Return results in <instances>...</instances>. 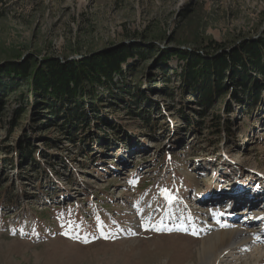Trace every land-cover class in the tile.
I'll return each instance as SVG.
<instances>
[{
  "label": "rangeland",
  "instance_id": "1",
  "mask_svg": "<svg viewBox=\"0 0 264 264\" xmlns=\"http://www.w3.org/2000/svg\"><path fill=\"white\" fill-rule=\"evenodd\" d=\"M261 37L264 0H0V67L122 46L152 53L123 66L128 89L149 97V128L122 97L89 112L110 122L92 129L106 142L87 131L71 142L45 110L34 120L23 84L0 98V264H203L205 240L237 228L260 238L229 264L264 255L262 222L251 224L264 216V105L247 111L229 98L232 135L217 138L195 97L165 92L184 61L163 62L167 50ZM20 141L32 155L17 154ZM247 189L257 201L242 206Z\"/></svg>",
  "mask_w": 264,
  "mask_h": 264
},
{
  "label": "trees",
  "instance_id": "2",
  "mask_svg": "<svg viewBox=\"0 0 264 264\" xmlns=\"http://www.w3.org/2000/svg\"><path fill=\"white\" fill-rule=\"evenodd\" d=\"M163 53L165 65L173 57L185 63L179 72L173 71V75L178 76L179 84L174 90L165 87L166 94L181 101H185V94L195 97L198 104L206 110L203 116H211L205 129L213 136L221 138L222 135H232L228 119L232 110L229 98L245 106L247 111L257 110L264 105V37L244 41L231 48L211 42L203 48L202 54L184 50H167ZM149 55L152 53L136 45L110 48L89 54L80 60L60 61L54 58L39 65L30 63L31 61L7 63L0 67V98L15 92L17 86L23 84L28 88L29 96L34 98L31 104V107H35L34 120L40 116L39 110H45L51 119L57 120L58 128H61L71 142L82 141L83 137L78 132L83 135L86 131L93 132L92 129L100 131L103 124L109 126L108 120L97 115L90 116L89 112L103 114V104L107 103L112 107L114 103L111 101H122V97L127 98L125 102L130 110L126 115L139 119L144 124L140 126L149 128V97H144L146 91H142L140 87L135 92L128 89V72L123 70L124 65L131 67L130 60L136 57L148 60ZM161 70V81L164 84L171 83L168 71L163 67ZM222 112L226 117L221 115ZM96 121L101 122L99 124ZM189 124L194 130H200V126L205 125L193 120ZM132 126L129 125L130 128ZM114 129L116 132L117 129ZM104 131L107 132L106 129ZM93 135L98 143L106 142L96 131ZM17 150L20 156L32 155V150H27L23 141L18 143Z\"/></svg>",
  "mask_w": 264,
  "mask_h": 264
},
{
  "label": "bare ground",
  "instance_id": "3",
  "mask_svg": "<svg viewBox=\"0 0 264 264\" xmlns=\"http://www.w3.org/2000/svg\"><path fill=\"white\" fill-rule=\"evenodd\" d=\"M240 193L241 192H237V194ZM256 194L257 193L255 192V194H253V196L251 197L242 194L241 196L245 197V199L248 200L243 202L244 205L242 206H245L247 204L246 202L248 203L250 201L256 202L257 201V199L255 198ZM236 195H233L232 197V199H234L233 201L235 202V204L237 203V200H235ZM260 216L261 215H257L256 217H254L255 221H259L260 219L264 218V216L263 217ZM258 234L259 233L255 234L254 232L248 231V229L244 230L242 228H237L235 229V231H230V232L223 231L217 233L211 236V238H209L208 240H205L204 246L200 251V255H201L200 260L204 262L203 264H229L235 261L239 262V260H241L239 258V255H242V251L245 250V247L250 246L251 244L255 243V241L259 240L260 235ZM225 257H227L228 259L230 258L231 261L224 262L223 260L226 259ZM240 264H264V255L261 254L257 258H252V257L246 258L244 261H241Z\"/></svg>",
  "mask_w": 264,
  "mask_h": 264
},
{
  "label": "snow or ice",
  "instance_id": "4",
  "mask_svg": "<svg viewBox=\"0 0 264 264\" xmlns=\"http://www.w3.org/2000/svg\"><path fill=\"white\" fill-rule=\"evenodd\" d=\"M165 195H167V192H166V190H165Z\"/></svg>",
  "mask_w": 264,
  "mask_h": 264
},
{
  "label": "water",
  "instance_id": "5",
  "mask_svg": "<svg viewBox=\"0 0 264 264\" xmlns=\"http://www.w3.org/2000/svg\"><path fill=\"white\" fill-rule=\"evenodd\" d=\"M69 60H72V58H71V59H69Z\"/></svg>",
  "mask_w": 264,
  "mask_h": 264
}]
</instances>
